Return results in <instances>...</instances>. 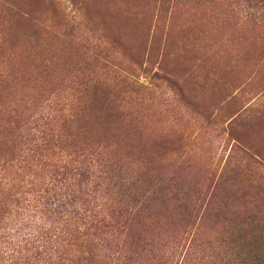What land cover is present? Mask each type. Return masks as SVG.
Segmentation results:
<instances>
[{
  "label": "rangeland",
  "instance_id": "rangeland-1",
  "mask_svg": "<svg viewBox=\"0 0 264 264\" xmlns=\"http://www.w3.org/2000/svg\"><path fill=\"white\" fill-rule=\"evenodd\" d=\"M48 113L40 168H114L137 264H264V0H0V220Z\"/></svg>",
  "mask_w": 264,
  "mask_h": 264
},
{
  "label": "trees",
  "instance_id": "trees-1",
  "mask_svg": "<svg viewBox=\"0 0 264 264\" xmlns=\"http://www.w3.org/2000/svg\"><path fill=\"white\" fill-rule=\"evenodd\" d=\"M46 116L25 132L28 137L39 129L41 140L21 150L18 165L7 164L26 171L28 178H12L19 186L14 194L17 207L0 220V264H137L144 239H138L130 218L136 208L130 211L122 197L124 181L102 159L77 148L40 168L49 150V131L62 121L67 124L71 115ZM174 247L161 258L166 264H178Z\"/></svg>",
  "mask_w": 264,
  "mask_h": 264
}]
</instances>
